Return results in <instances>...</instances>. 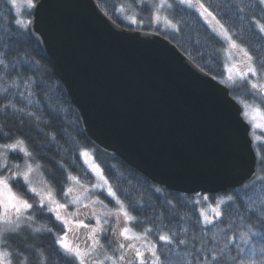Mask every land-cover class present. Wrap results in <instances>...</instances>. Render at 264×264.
Returning <instances> with one entry per match:
<instances>
[{"label": "snow or ice", "instance_id": "1", "mask_svg": "<svg viewBox=\"0 0 264 264\" xmlns=\"http://www.w3.org/2000/svg\"><path fill=\"white\" fill-rule=\"evenodd\" d=\"M10 5L7 24L0 19V70L5 72L0 84L5 76L11 80L0 87V264H264V196L242 195L256 187L255 172L248 177L250 185L241 181L235 197L217 207L207 196L189 201L181 192L146 201L138 189L114 186L88 149H73L84 165L82 174L71 170L79 169L75 159L67 157L65 163L60 151L52 153L53 144L59 148L57 133L50 130L53 119L60 122L62 136L74 144L76 137L62 126L47 82L22 73L31 65L17 45L33 23L23 17L25 12L30 17L37 4L10 0ZM129 10L136 12L128 17L131 24L143 25L146 16V26L156 25L206 76L217 67L226 73L218 83L227 93L244 89L249 98L228 96L242 122L264 130V0H131ZM200 29L208 35L201 38ZM26 124L37 135L26 131ZM78 135L85 137L87 129ZM259 183L264 193V178ZM100 196L116 207L108 208ZM201 200L209 202L211 216L203 208L195 216L182 211L197 209ZM98 204L107 211L98 212ZM89 219L94 225L85 222ZM25 233L51 236L52 247L15 243L26 239Z\"/></svg>", "mask_w": 264, "mask_h": 264}, {"label": "water", "instance_id": "2", "mask_svg": "<svg viewBox=\"0 0 264 264\" xmlns=\"http://www.w3.org/2000/svg\"><path fill=\"white\" fill-rule=\"evenodd\" d=\"M36 4L29 30L95 147L184 194H217L257 177L251 127L231 92L174 42L119 25L98 0Z\"/></svg>", "mask_w": 264, "mask_h": 264}, {"label": "trees", "instance_id": "3", "mask_svg": "<svg viewBox=\"0 0 264 264\" xmlns=\"http://www.w3.org/2000/svg\"><path fill=\"white\" fill-rule=\"evenodd\" d=\"M38 0H35L37 2ZM131 0H98V3L101 7V9L108 14L115 22H117L119 25L126 27V28H142V29H148V30H154L156 32H159L163 36H165V33L163 31H159L156 25H153L152 27H147V17L144 18V24H131L126 20V17L130 15H135L136 12L129 10V4ZM10 0H0V19L3 20L4 24H7L8 17L10 16ZM123 9V11H121ZM33 13V11H32ZM32 16V15H31ZM27 12L24 13V19H30ZM264 22V21H261ZM26 35H24L23 40L20 41V43L17 45L19 49V55L21 57L26 58V63L30 64L31 67L23 68L22 73L26 76H40L42 77L48 84L49 87V98L53 104H56L60 109V116L64 118V124L62 125L64 128H66L67 132L70 133L72 136L76 137V143L74 144L68 136H62L60 134V122L53 119V124L50 130L55 131L57 133V139L59 141V148H57L56 144L52 145V153H55L56 151H60L61 156L65 157V163H68L67 157H71L72 159H75L77 161V164L79 165V169H71L76 174H82L84 171V165L79 161V159L75 156L73 149L79 148L81 150L88 149L90 151L93 150V154L96 157V161L101 164V167L104 169V172L106 175H109V179L113 182V185L116 186L117 184L121 185L124 188H135L139 190V195L143 197L144 200L148 201H155L157 198H160L161 196H168L169 199H172L174 195L177 193L175 191H168L161 188L159 185L154 184L151 180H149L145 175L141 174L139 171L128 165L124 160H122L120 157L115 155H109L104 153L103 151L97 149L95 146L92 145L87 135L83 138H81L78 133L83 129L80 117L70 101L69 97L67 96L60 80L55 74L53 64L51 59L48 57V55L42 50L39 42L32 36L29 28L25 30ZM200 37L203 38L207 36V32L203 29H200L199 31ZM176 43L175 41H173ZM190 50H192V45H187ZM217 47H220V45H216ZM193 56L195 58V53L193 50ZM195 63L200 65L201 68H204V63L200 61L199 59L195 60ZM207 71V69H205ZM0 75H5L4 70H0ZM211 75L217 78L218 80H221L224 78L225 73L222 74V71L219 67L216 68L215 71L211 72ZM13 79L16 78V74L13 73L12 76ZM11 84V80L5 76V83L0 84V87L2 86H9ZM244 89H241L240 91H231L232 96L235 98L241 100V101H247L249 98L247 96L242 95ZM26 131H32L33 135H37L35 131H33L27 124L25 125ZM260 135L264 139V132H260ZM255 149L257 151L258 155V161H264V140L256 141L254 140ZM58 159L60 157H57ZM45 163H48L45 161ZM55 169V165H50ZM70 166V165H69ZM111 170V173L110 171ZM257 170L258 175L256 177L257 183L256 187L246 193H242L243 196L248 197L251 196L254 199L257 196H264V193L260 192L261 185L259 183V180L261 178H264V163H257ZM57 175H61L59 172H57ZM118 178V179H117ZM246 184H251V180H247L245 182ZM153 187L162 189V193L154 192ZM239 187L237 188H231L227 191L217 193V194H207L205 192L199 193L200 197L207 196L209 198V202L214 203L217 199L221 198L222 200L227 201L229 197H235L236 191H239ZM189 201H192L194 199H197V194L190 195L185 194ZM213 195H215V199H213ZM100 199L104 202H107L108 205H111V201L105 199L103 196H100ZM208 204V202H205L201 200L200 205L197 207V209L192 208H184L182 209L183 212H187L195 216V212L199 210V208H203ZM239 205V200H237V205ZM112 206V205H111ZM221 209L225 212L228 211L227 208H224L223 205H221ZM139 215V214H138ZM146 215V214H145ZM44 220H48V217H44ZM52 227H55V225H50ZM132 227H136V230L139 231L140 229L135 226L131 225ZM59 231V229H56ZM26 239L20 240V238H17L15 243H19L21 245L27 243V244H35L37 247H43V248H50L52 247V237L47 235H31L28 233L24 234ZM154 239V237H152ZM54 251V249H53ZM27 254V253H26ZM35 258V254H32ZM63 264V262H61Z\"/></svg>", "mask_w": 264, "mask_h": 264}, {"label": "rangeland", "instance_id": "4", "mask_svg": "<svg viewBox=\"0 0 264 264\" xmlns=\"http://www.w3.org/2000/svg\"><path fill=\"white\" fill-rule=\"evenodd\" d=\"M128 17H129V16H128ZM128 17H126V20L130 23ZM225 74H226V73H225ZM222 79H223V78H222ZM260 132H264V130H257V129H255V128H252V127H251V134H252L254 140H256V141L264 140L263 137L260 135ZM89 151H90V150H89ZM91 152L93 153V150H92ZM37 186H39V185H37ZM99 198H100V197H99ZM220 200H222V199L219 198V199H217L214 203H211V202H210V203H211V206H212V207H217L218 202H219ZM104 204L107 205L108 208H114V207H116L112 202H111V205H112V206H111L110 204L108 205L107 202H104ZM220 208H221V205H220ZM203 209L208 210V214H209L210 216L212 215L211 211L209 210V202H208V204H207L205 207H203ZM96 210H97L98 212H102V211H107V208H104V207H102L101 205L98 204V205H96ZM85 222L94 225V221H92V220H90V219H89V220H86ZM109 223L112 224V225H114V224H115V221H114V220H110ZM130 226H131V225H130ZM131 227H132V226H131ZM107 242H108V240H107V241H104L105 244H107Z\"/></svg>", "mask_w": 264, "mask_h": 264}, {"label": "flooded vegetation", "instance_id": "5", "mask_svg": "<svg viewBox=\"0 0 264 264\" xmlns=\"http://www.w3.org/2000/svg\"><path fill=\"white\" fill-rule=\"evenodd\" d=\"M105 241H107V240H105ZM108 243V242H107Z\"/></svg>", "mask_w": 264, "mask_h": 264}]
</instances>
